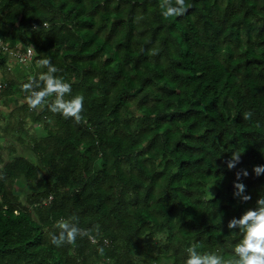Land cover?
Listing matches in <instances>:
<instances>
[{
    "label": "trees",
    "instance_id": "obj_1",
    "mask_svg": "<svg viewBox=\"0 0 264 264\" xmlns=\"http://www.w3.org/2000/svg\"><path fill=\"white\" fill-rule=\"evenodd\" d=\"M166 2L0 0V70L31 48L85 97L79 122L31 110L54 119L31 147L37 164L0 146V264H184L189 245L234 258L227 222L264 194L252 172L264 163V0H185L175 17ZM242 168L246 202L233 196ZM20 179L37 188L24 203ZM61 220L85 234L51 244Z\"/></svg>",
    "mask_w": 264,
    "mask_h": 264
},
{
    "label": "clouds",
    "instance_id": "obj_2",
    "mask_svg": "<svg viewBox=\"0 0 264 264\" xmlns=\"http://www.w3.org/2000/svg\"><path fill=\"white\" fill-rule=\"evenodd\" d=\"M162 8V15L166 17L180 16L187 10L185 0H175L174 3L167 0ZM37 63L46 71L40 73L39 79L29 76L28 80L22 84V89L27 94L25 101L28 106L31 109L47 106L53 113H59L65 118L71 117L79 122L84 109V95L73 94L72 84L56 75L60 69L50 57L43 56ZM246 115L250 117L251 113ZM240 156L241 153L231 152L230 158L226 161V167L235 168L240 161ZM252 172L256 176L264 174V163L253 165ZM248 175L247 168H242L236 173L233 196L238 201L246 202L252 199L251 194L246 192L247 185L240 179L241 176ZM57 226L60 231L50 234V243L57 247L65 243H75L77 237L86 232L76 223H69L68 220L58 221ZM227 227L232 230L233 239L238 238V242L233 247V259H225L223 249L219 246L213 251L200 253L194 246L189 245L186 248L184 264H264V194L258 195L254 207L248 208L239 217L234 216L229 219Z\"/></svg>",
    "mask_w": 264,
    "mask_h": 264
},
{
    "label": "rangeland",
    "instance_id": "obj_3",
    "mask_svg": "<svg viewBox=\"0 0 264 264\" xmlns=\"http://www.w3.org/2000/svg\"><path fill=\"white\" fill-rule=\"evenodd\" d=\"M53 54V52H51ZM14 55V54H13ZM40 72V65L37 61H28L20 64L13 57L7 61L5 70H0V88L3 90L0 99V146L1 152L6 161L14 157L24 156L32 163L37 164V159L31 151V147L35 141H40L44 138L48 130L53 129L52 117L44 119L40 123L32 122L30 118L31 108L26 105V110L21 112L22 115L15 114L13 118H9L12 109L26 104L25 96L27 95L22 89L24 81L28 80L29 76H37ZM11 91L10 94L7 92ZM42 107H37L34 112H38ZM140 115V112H136ZM23 116V117H22ZM23 119V123L18 124L19 119ZM12 126L14 130L7 131V126ZM18 138L22 140L19 142ZM29 146L26 148V146ZM25 148V149H24ZM29 148V149H28ZM43 171L40 170V176H43ZM37 192L36 184L33 181L24 179L17 180L14 185V194L24 203L26 196L30 193ZM212 186H209L207 197L213 195ZM211 194V195H210ZM161 238V236H159ZM163 240V238H161ZM169 260H162L157 264H169ZM172 264V262H171Z\"/></svg>",
    "mask_w": 264,
    "mask_h": 264
},
{
    "label": "built area",
    "instance_id": "obj_4",
    "mask_svg": "<svg viewBox=\"0 0 264 264\" xmlns=\"http://www.w3.org/2000/svg\"><path fill=\"white\" fill-rule=\"evenodd\" d=\"M6 48H4L5 50ZM17 51H15L13 54L14 58L18 63H24L27 61H30L34 58L35 53L31 48H25V51H20V48L17 47Z\"/></svg>",
    "mask_w": 264,
    "mask_h": 264
}]
</instances>
